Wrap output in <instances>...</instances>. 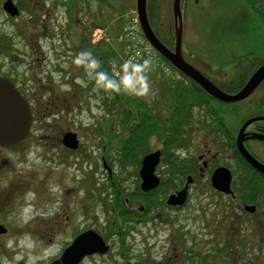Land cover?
Wrapping results in <instances>:
<instances>
[{
	"label": "rangeland",
	"instance_id": "1",
	"mask_svg": "<svg viewBox=\"0 0 264 264\" xmlns=\"http://www.w3.org/2000/svg\"><path fill=\"white\" fill-rule=\"evenodd\" d=\"M187 1L181 0L187 8L184 51L207 68L201 71L217 88L237 93L264 64V19L259 15L264 0H255L257 8L245 0H189L188 6ZM110 2L120 10L103 9L101 20L95 19L96 25L86 31L81 30L86 14H80L78 28L73 23L68 30L52 29L49 35L58 36L52 42L26 14L9 22L0 10V35L11 47L1 60L24 88L33 115L29 140L16 149L0 150V225L7 230L0 236V264H30V259L34 264H51L83 226L95 228L110 248L108 256L84 264H264V194L244 188L249 170L236 147H231L243 122L264 111V84L231 106L207 99L213 116L195 109L193 117L190 114L183 122L182 136L172 133L185 146L166 150L160 131L133 134L140 116L135 102L145 103L146 111L158 112L159 107L167 117L164 91L185 81L161 65L137 32L135 0ZM92 5L95 11L103 7L100 0ZM249 16L261 27L252 29L253 23L244 21ZM147 17L156 37L169 43L159 22L164 15L157 10ZM84 50L102 59L101 70L109 69L110 75L113 66L131 56L138 62L150 59L148 95L122 91L121 101H114L111 91L98 87L83 67L72 64ZM68 132L79 140L74 151L61 144ZM132 135L142 144L138 152L133 149V160L128 162L124 146ZM260 146L247 144L253 152ZM209 150L214 158L205 159L208 167L200 173L198 155ZM155 151L161 152L155 174L164 186L151 201H164V207L146 213L144 200L136 196L141 192L139 170L142 158ZM258 155L264 159V148ZM219 167L231 172L236 201L210 186L211 172ZM188 176L193 182L186 204L167 207V197L181 190ZM256 199L260 205H250ZM243 206H254L256 214L243 212ZM121 211L135 218L123 220Z\"/></svg>",
	"mask_w": 264,
	"mask_h": 264
},
{
	"label": "water",
	"instance_id": "2",
	"mask_svg": "<svg viewBox=\"0 0 264 264\" xmlns=\"http://www.w3.org/2000/svg\"><path fill=\"white\" fill-rule=\"evenodd\" d=\"M197 1V0H196ZM181 0H173V19H174V49L167 48L154 34L148 17L146 0H136L135 10L139 20V27L145 41L153 48V50L171 65L177 72L194 82L200 89L211 98L225 104H237L248 97L256 90V88L264 81V64L260 65L254 73L249 77L244 86L234 94H227L212 84L196 69L190 66L183 59L181 54L182 43V14L180 9ZM5 12L11 17L19 14L18 9L11 1H7L3 6ZM164 22H166L167 11H164ZM260 118L247 120L239 129L236 136V150L244 161L255 171L264 175V165L253 158L244 147L246 127L258 121ZM32 123V113L29 104L18 93L15 87L6 79L0 77V147L12 148L21 144L27 138ZM264 140L263 137L259 138ZM79 140L76 134L68 132L62 136L61 144L69 150L78 148ZM161 152L155 151L145 155L141 160L139 177L140 191L148 193L157 189L160 185V179L155 174L156 167L159 165ZM232 175L231 172L224 168H216L210 176V186L217 192L230 195L233 198L231 190ZM193 179L188 176L183 188L170 194L166 199L167 207H182L188 197L189 185ZM244 211L252 213L254 206H244ZM143 211V208H140ZM7 233V230L0 225V236ZM108 246L102 238L93 231H88L76 237L71 245L64 250L60 258L51 264H78L85 255L95 253L105 254Z\"/></svg>",
	"mask_w": 264,
	"mask_h": 264
},
{
	"label": "flooded vegetation",
	"instance_id": "3",
	"mask_svg": "<svg viewBox=\"0 0 264 264\" xmlns=\"http://www.w3.org/2000/svg\"><path fill=\"white\" fill-rule=\"evenodd\" d=\"M7 1H11L13 3V5L18 9L19 14L16 17H11L9 14H7L5 12L3 6ZM172 1L171 0H161L160 4H159V2L157 0H155V1L154 0H146V2H147L146 10H147L148 15L149 14L151 15V13L153 14L155 11L158 10V12H160L163 16L164 11H167L166 22H164L163 19H161L159 22H160L162 31L166 35H168V37L170 39V42L166 43V45L165 44L164 45L171 50L174 49V19H173ZM194 1L197 2L198 0L197 1L194 0ZM245 1H246V3H248L249 7L251 6V8L252 7L257 8L256 7L257 2L255 0L254 1L245 0ZM94 2H95V0H0V10L2 12L4 19L9 21V22H15V21L17 22L22 18V16L24 14H26L27 18H28L27 20H29L30 23H33L34 25L38 26L40 31L43 32L44 39L46 41H48V39H49L52 42V41H54V39L56 37H58L57 34L54 36L49 35V33H51L52 29L54 31H60V32L63 29L68 30L71 28L73 23H76V28H78L79 27V21L82 20L81 30L86 31V30H89L90 27L92 28L93 26L96 25L95 19L98 20V18H99V21L101 20L100 15L103 13V9L108 8L110 10L113 8L116 11L120 10V9L116 8L117 6L116 7L113 6L111 4L110 0H100V3L103 5V7L100 8L98 11L97 10L95 11V6L92 5V3H94ZM187 2H188L187 3V6H188L189 0ZM180 4H181L180 9H181V14H182V39H183L184 33L186 31V27L184 24V18H185V11L187 8L185 6L186 2H185V4L183 2H181ZM261 8H262V10H264V6L259 8V15L262 16L264 19V14L261 13V11H262ZM134 12H136L135 3H134ZM80 14H86V16L80 20L79 19ZM95 14H97L98 16L94 17L93 15H95ZM171 21H172V24L170 23ZM244 21L248 22V23L252 22L253 23L252 29H253V27H258V26L261 27V25H262L261 23L257 22L253 18H251V16L246 17ZM150 24H151V22H150ZM83 34L85 35V32ZM187 35H188V30H187ZM60 36L62 37V35H60ZM56 40H57V38H56ZM88 44H90V42ZM10 49H11V47L8 44V39H6L5 36H2V34H1L0 35V77L9 81L15 87V89L18 91V93L29 104L30 109H31V113H32L31 102H30L29 98L26 96L24 88L18 82L19 80L16 79V76L12 73V71L7 68V64L1 60V57H3L6 54L7 55L9 54ZM181 54H182L183 59L186 61V63H188L190 66H192L194 69H196L204 77H206V75L201 71L202 67H201L200 61L197 58H194L189 51H184V49L182 47V43H181ZM103 57H106V54H103ZM204 69H207V68H204ZM256 69H254V71ZM254 71L251 73V75L254 73ZM206 78L208 79V77H206ZM187 82L188 81L186 79V81L184 82L186 88H187V85L189 86L191 84L190 83L191 81L188 83ZM263 84H264V81L256 88V90L251 94V96ZM190 87L191 86H189V88ZM210 102L214 103V104H222V103H219V102L212 100V99ZM224 105H227V104H224ZM229 106H231V105H229ZM195 109L201 110V113H204L207 115H209V113L211 114V116L214 115L212 113V110H210V105L208 103H205V101L200 102L199 104L197 103V104L193 105V107L191 109V113H190L192 117H193V113H194ZM263 109H264V107H263ZM192 117L190 118L191 121H192ZM255 118H260V120L254 121L253 123L249 124L246 127V129L244 131L245 139H244L243 144H244V147L247 150V152L253 158H255L260 163L264 164V159H261L260 156L258 155V152L264 148V140L259 139L261 137L264 138V111H260L257 114H253L251 117L247 118L243 122V124L247 120L255 119ZM191 121H190V123H191ZM240 127L238 128L235 136H237V133H238ZM31 129H32V126L30 128V131H29L27 138L21 144L17 145L16 147L10 148V149L0 147V150H13V149L18 148L22 144L26 143L30 138ZM227 134L230 135L229 132H225V135H227ZM235 139H236V137H235ZM235 139L232 140V141H234V143L236 141ZM230 142H231V139H230ZM248 143H255V144L261 145L260 150H257V151L255 150L253 152L250 148L247 147ZM231 147H232V149L235 148V144L232 145V142H231ZM209 156H210V158H214V155L211 154L210 150L206 151V153H202V154L198 155V160L202 162V167L199 168V170H198L200 173L203 172V170L208 167L209 160L208 159L205 160V159L208 158ZM243 162L246 165H248L244 160H243ZM247 187H249L250 189H254V190L257 189L256 191L260 194L264 193V191H261L259 189L261 187H264V183L246 184L244 186V188L246 189ZM232 190L234 193L235 190L234 189H232ZM234 196H235L234 200L236 201L238 196L236 195V193H234ZM253 202L254 203L250 204V205H254L255 207L260 205V202L257 199ZM242 209H243V207H242ZM255 214H256V210L253 213V215H255ZM88 231H93L97 235H100L98 232L95 231V228H93L92 226H83L74 233L72 240L74 238H76L77 236H79L83 233H86ZM101 238H102V236H101ZM108 252H109V250H108ZM108 252H106L105 254L95 253L92 255H85L82 257V259L79 261L78 264H84L86 261L92 260L94 258L106 257V256H108ZM233 264H241V263L235 262Z\"/></svg>",
	"mask_w": 264,
	"mask_h": 264
},
{
	"label": "trees",
	"instance_id": "4",
	"mask_svg": "<svg viewBox=\"0 0 264 264\" xmlns=\"http://www.w3.org/2000/svg\"><path fill=\"white\" fill-rule=\"evenodd\" d=\"M155 1V0H154ZM156 12V11H155ZM150 15V14H149ZM152 15V13H151ZM151 22V21H150ZM152 25V24H151ZM170 41V40H169ZM163 42L165 43V41L163 40ZM101 58H105V57H101ZM102 60V59H100ZM102 69V68H101ZM100 69V70H101ZM173 69V68H172ZM104 71H106V68L103 69ZM175 70V69H173ZM108 73L109 69H108ZM185 80L186 78L183 77ZM188 82H190L187 79ZM191 86L190 88L187 85V88L185 86V83L182 81H177L174 82V84H172V87L169 86L166 88V90L164 91V101L166 102L165 106L168 109L169 112V116L167 117H163L164 113L163 110H161L158 107V112H152V111H146V109H148L146 107V104L140 101H136L135 102V106L137 107V113L140 115L138 117L139 121L135 124V129L133 130V134L135 133V130L137 132H139V130H142V133H146L148 131H150V133L153 132H159L160 134L159 136H161V138L164 137L165 139V149L169 150L170 148H179L182 146H185V142L180 143L175 136L172 137V133H174L175 135L181 134L182 136V132L183 129L181 130V127L183 125V122L190 117V113H191V109L193 107V105L195 104H199L200 102H204L207 103V99H211L207 94H205L195 83L190 82ZM112 96L114 101H121L119 97L118 93L112 92ZM125 103V102H124ZM154 108V107H152ZM163 113V114H162ZM129 116L127 114L123 115V120L124 122L127 124L128 118ZM129 123V122H128ZM162 127L165 128V132H162ZM166 132H168V134H166ZM141 144L137 141L136 138H134V136L132 135L130 137V139L127 141V143L124 146V150L125 155H124V161H128V162H132L133 160V149L136 150V152H138L139 150H141ZM133 147V148H132ZM236 154V151H235ZM238 156V154H236ZM239 160L245 165V167L249 170V173L247 175V177L245 179H243L244 183L247 184H259V183H264V176H262L261 174L255 172L252 170L251 167H249L248 165H246L243 160L241 158H239ZM172 165L175 166H179V164L177 163H172ZM182 173V170H179L178 168V174ZM174 174L171 173L170 176ZM253 177H255L256 179H254ZM163 184H160V186L154 190L151 191L149 193L143 194L141 192H137L136 196H139V198L143 199L145 204H146V209L145 212L148 213L150 211L151 208L157 206V207H164V201H158L156 204L155 202L151 201V198L154 197L155 194H157L161 188L163 187ZM246 189H250L249 187H247ZM264 194V193H263ZM261 194V195H263ZM120 195V194H119ZM119 195L116 197V200L119 198ZM243 199H246L243 197ZM247 200V199H246ZM119 216L123 219V220H127V219H134L135 217L133 216V214L127 213V212H120Z\"/></svg>",
	"mask_w": 264,
	"mask_h": 264
},
{
	"label": "clouds",
	"instance_id": "5",
	"mask_svg": "<svg viewBox=\"0 0 264 264\" xmlns=\"http://www.w3.org/2000/svg\"><path fill=\"white\" fill-rule=\"evenodd\" d=\"M151 63L150 59L138 62L135 57H129L118 66H113L110 75L107 71L100 70L101 61L89 50L77 53L72 59V64L83 67L89 79H94L98 87L115 93L123 91L135 96H146L149 93L148 73L151 71ZM30 264H34V260L30 259Z\"/></svg>",
	"mask_w": 264,
	"mask_h": 264
},
{
	"label": "built area",
	"instance_id": "6",
	"mask_svg": "<svg viewBox=\"0 0 264 264\" xmlns=\"http://www.w3.org/2000/svg\"><path fill=\"white\" fill-rule=\"evenodd\" d=\"M136 22V27H138V22H137V19L135 20ZM137 32L139 33V31L137 30ZM149 48V47H148ZM150 49V48H149ZM150 52L153 54L152 50L150 49ZM131 57H134V56H131Z\"/></svg>",
	"mask_w": 264,
	"mask_h": 264
}]
</instances>
